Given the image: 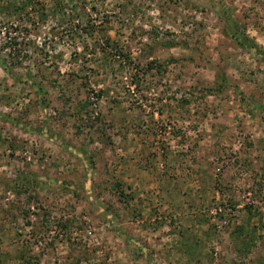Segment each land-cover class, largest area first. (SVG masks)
I'll list each match as a JSON object with an SVG mask.
<instances>
[{"label":"rangeland","instance_id":"1","mask_svg":"<svg viewBox=\"0 0 264 264\" xmlns=\"http://www.w3.org/2000/svg\"><path fill=\"white\" fill-rule=\"evenodd\" d=\"M0 264H264V0H0Z\"/></svg>","mask_w":264,"mask_h":264}]
</instances>
